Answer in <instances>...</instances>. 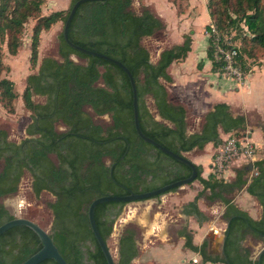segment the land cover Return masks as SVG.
Wrapping results in <instances>:
<instances>
[{
	"label": "trees",
	"instance_id": "obj_1",
	"mask_svg": "<svg viewBox=\"0 0 264 264\" xmlns=\"http://www.w3.org/2000/svg\"><path fill=\"white\" fill-rule=\"evenodd\" d=\"M74 1L70 0L66 9L42 13L44 0H0V101L7 110L14 109L13 100L18 93L13 80L1 75L2 43L5 42L8 53L16 54L24 23L31 17L36 18L29 57L30 62L36 64L41 31L60 19L64 21ZM131 3L132 0L82 1L71 19L68 34L74 42L111 55L128 66L136 83L139 124L143 132L176 152L203 148L209 141L217 145L222 140L219 129L235 133L244 130L241 132L245 133V115L234 114L224 101L214 103L204 113L199 130L187 132L186 108L169 100L161 79L172 80L168 66L187 55L191 35L185 33L181 42L162 48L158 58L152 61L141 38L163 27V21L146 6L141 12H135ZM261 4L262 0H207L210 23L222 37L232 30L241 34L242 51H247L246 44L264 49V7ZM176 5L178 11L183 10L181 3ZM214 35L209 34L207 55L212 69L222 71L224 61L215 58L217 46H235L236 59L241 58L242 51L240 53L238 45L220 39L221 36L216 41ZM58 53L61 59L43 56L37 69L25 78L21 98L31 114L25 126L26 135L15 141L0 127V196L16 191L24 171H29L35 195L42 190L54 195L47 203L53 215L49 233L67 262L107 264L90 227L88 206L91 200L104 193L149 190L188 176L191 168L139 136L133 122L131 84L119 65L74 49L65 41L62 31ZM72 54L85 60L77 61ZM35 95L44 100L37 101ZM147 96L152 98L159 119L150 111ZM85 105L96 114L109 113L112 123L103 126L95 122ZM58 122L64 124L65 129H57ZM262 129L264 131V125ZM104 157L109 158L108 163ZM253 165L255 172L250 176L245 164L235 169L232 179L225 180L216 173L203 176L202 165L196 164V179L203 188L183 205L182 212L193 214L199 221L207 219L197 205L198 197L205 193L209 200L224 202L222 217L229 221L223 249L214 255L207 252L204 242L200 245L193 242L189 229L181 231L185 236L184 245L199 251L203 259L227 264H264V249L258 260L252 258L250 250L242 244L247 234L264 241V145L262 156L254 160ZM243 186L261 205L259 218L252 217L228 195ZM125 203L109 200L95 206L96 225L106 242ZM13 217L11 210L0 202V223ZM136 238L137 230L133 226L123 228L118 237L115 264H130L138 254ZM41 245L38 235L29 226H11L0 233V264H20ZM37 264L59 263L48 257Z\"/></svg>",
	"mask_w": 264,
	"mask_h": 264
},
{
	"label": "rangeland",
	"instance_id": "obj_2",
	"mask_svg": "<svg viewBox=\"0 0 264 264\" xmlns=\"http://www.w3.org/2000/svg\"><path fill=\"white\" fill-rule=\"evenodd\" d=\"M171 1V2H170ZM181 3L183 4L185 0H132L131 8L135 12H141L143 7L149 8L153 13H155L157 16L160 17V19L163 21V27L156 30L151 35H145L141 38L142 44H144L150 54V59L152 61H155L161 51L162 48L170 46L171 44L175 43L178 40V36L181 33V28L175 25V19H174V13H173V6L172 2ZM173 2V3H174ZM70 0H44V2L41 5V12L42 13H49L52 10L55 9H66L69 6ZM174 3V4H175ZM262 8L264 7V0H262ZM168 12L170 14L168 15ZM173 15V16H172ZM36 21V18L31 17L29 18L23 25L22 31H21V45L17 51L16 54H10L7 51L5 42L2 43V60L4 63V67L1 71V75H5L13 80V86L14 90L19 94L17 95L14 100V109L12 111L7 110L0 101V127L5 128L8 133V137L12 140L19 141L23 136L26 135L25 133V126L26 124L31 120V114L30 110L27 109L24 104L23 100L21 99V95L19 92L22 91L24 84H25V78L28 73L33 72L37 69L38 62L36 64H33L30 62V42H31V36H32V27ZM63 25V20H58V25H53L49 29H43L41 31V36L39 40V46H38V59L40 57L39 55V49L40 53L51 55L53 57H56L58 59H61L59 53H58V42H59V33L61 32ZM209 28H206V32L210 30ZM197 29L204 33L203 27H197ZM214 33V32H212ZM197 35V33L195 34ZM202 34L199 33L197 35V43H196V50L197 47L200 46L199 40H201ZM222 37L220 32L217 30L215 31V40L219 37ZM223 40L228 41L230 44L234 43L239 46L240 53L241 48L244 46L243 40L241 39V34L238 32H235L232 30L228 35H225L224 37L220 38ZM42 41V42H41ZM247 48V51H242L241 58L236 59V63L234 64V69H226V67L223 65L222 71L226 73V75L232 76L235 79H238L240 84H244L243 78L247 73H249L251 70H254V73H258L257 71L263 70V76H264V49L261 48L259 45L255 44H246L245 46ZM20 50V51H19ZM195 50V52H196ZM42 51V52H41ZM71 57L77 61H84V58H80L76 56L75 54H72ZM215 58L219 59L216 56ZM240 75V77H239ZM162 80V79H161ZM100 83V82H99ZM258 92L259 98L264 97V87L260 86L259 88H255L253 93H250V91H244L246 96H253ZM171 100H176L174 97L176 96V92L174 88L171 89L170 94ZM182 98V97H181ZM34 99L37 101H43L44 97L40 95H35ZM183 99H186L183 97ZM170 100V101H171ZM186 99V103H188ZM146 103L150 109V111L155 115V106L153 103V100L150 96L146 97ZM84 108L89 111L92 115V118L95 122L102 124L103 126L110 125L112 123V119L109 113L104 114H96L93 112L91 107L89 105H85ZM189 107L188 113L186 110V121H187V132H192L195 130H198L201 126V123L203 121V115L196 113L192 111ZM159 119V117H158ZM261 121L256 115L250 114L248 116V127L250 129H255L258 126L262 125ZM57 129H65V125L61 122H58L56 124ZM247 127V126H246ZM246 130V129H245ZM242 132L244 130H241ZM239 131L237 133L235 132H225L222 130V133L220 132V135L222 137V140L217 145L208 144L203 148H197L194 147L192 150L188 151H182L186 156L191 158L196 164H202V171L203 173H207V165L205 163H208V160H211V163L215 158H217V155L220 154V146L224 143L228 133H231L232 135L240 136L243 133ZM242 133V134H241ZM258 134V131H254L253 136ZM261 139L255 138V152L256 157L260 154L258 153L260 151V145ZM203 156H206V159H203ZM225 156V155H224ZM54 158V155H52ZM105 161L108 163L109 158L104 157ZM258 159V158H256ZM217 161V160H216ZM245 160H235L233 162H229L228 164H223L222 166L218 165L217 162L213 166L214 171H216L217 175L219 177L226 178L228 176V169L232 166L236 165H245L248 163H253L252 160L245 161ZM226 162V161H224ZM242 162V163H241ZM2 166V161H0V168ZM253 168V167H252ZM249 169L248 176H250L253 169ZM226 169V172L224 171ZM254 171V170H253ZM31 179L32 176L29 171H24L23 175L21 176V179L18 183V188L16 191L5 194L0 196V202L4 203L8 208L12 209L14 211V204L12 203L13 197L17 196V198H22L24 200V204L21 206L19 211H14V215H21L28 218L33 219L37 223H39L42 227L49 230L51 220H52V211L48 206V202L54 198V195L50 193L47 190H42L39 195H35L31 189ZM197 179H194L192 182L184 184L182 186H187L186 189H182L180 187H177L176 189L172 190L174 192H166L167 194L164 195V193L146 198V199H140V200H134L130 202H126L122 206V210L119 213V215L116 217L112 232L110 236L107 239V243L110 246V248L113 250L114 253L117 251L115 250V246L113 243H115V237L118 235L120 231L123 230V228L127 225L133 226L137 230V240L140 244L144 243L145 236L147 235V239L150 244L153 243H160L163 240H166L168 238L166 233H162L160 230H156L154 232L148 231V226L141 222L140 214H142L145 210L148 217H154L155 213L159 218L163 221L164 225L165 223L168 224L172 228V231L176 235V231L180 229L181 227H185L186 229H191L190 224L193 226H199L201 224V221H197L193 216H188L181 212L182 205L186 201V199L189 197L186 195V192L189 191V188L197 189L201 191V187L198 186L196 182ZM234 192V191H233ZM228 194L229 196L233 197L235 196L239 191H236L234 193ZM164 195V196H163ZM165 200H162L164 199ZM199 200L204 203H210L211 200H209L206 197V194H200ZM20 201V200H19ZM218 201H220L218 199ZM204 203L202 206L206 209ZM215 204V202H214ZM132 207L137 208L138 212L133 214V218H130L128 220L123 221L122 218L126 217V215L129 214L128 211ZM205 212L208 215V218H211L213 214L215 213L211 211L210 209L206 210ZM217 213V212H216ZM138 214L136 217L135 215ZM138 217V218H137ZM171 223V225H169ZM203 224V223H202ZM205 226L208 225V223H204ZM218 224V223H217ZM219 225V224H218ZM223 225V224H222ZM162 233V234H161ZM248 239H253L252 237H248ZM258 246L261 245V242H258ZM147 244V243H146ZM144 246V245H143ZM187 256L191 254L190 251H187ZM161 257H164L162 259H165L168 264H186L185 262H181L180 258H177L175 256H169L166 254L164 250H161L160 254ZM256 256V255H255ZM137 258V256H136ZM147 261L144 259L136 260L135 258L131 260L130 264H148ZM150 264V263H149Z\"/></svg>",
	"mask_w": 264,
	"mask_h": 264
},
{
	"label": "crops",
	"instance_id": "obj_3",
	"mask_svg": "<svg viewBox=\"0 0 264 264\" xmlns=\"http://www.w3.org/2000/svg\"><path fill=\"white\" fill-rule=\"evenodd\" d=\"M182 5H183V10L178 11L177 5L172 2L173 13H174V16L173 15L172 16L175 19L174 20L175 25L181 28V33H179L180 34L178 36L179 38L175 43L181 42L183 40V36L185 33H189L191 35L192 40L190 44V50H188L187 55L184 58L172 61L171 64L168 66V71L172 77V80L171 81H167L165 79L161 80L165 84L168 90L169 100H171L170 98L171 89L174 88L176 92V96L174 98L176 100L174 101L172 99L171 100L172 102L183 104L187 110V113L190 107L191 109H193L192 111L202 115H204V113L208 109L212 108V106L216 102L224 101L229 103L230 109L234 114L245 115L246 125H247L245 133H247V135H249V137H251L253 141L255 140V138L261 139V142L259 143L261 149L258 152L260 154L257 156V158L261 157L262 147L264 145V131L262 129V126L264 125V97L259 98V96H257L258 92L253 96H246L244 91H250V93H253L255 88L257 87L259 88L260 86L264 87L263 70L257 71L258 73H254V70H251L243 78L244 84L243 83L240 84V82L237 79H235L232 76L226 75V73L224 72L213 70L212 61L207 55L209 34L208 32H206V26L211 22V18L207 7V0H185V2ZM169 14L170 12H168V15ZM57 25H58V21L53 24V28L54 26ZM200 26L203 27L204 33L200 32L197 29V27ZM196 33L197 35L199 33L202 34L201 36L202 39L199 40L200 46L197 47V50H196L197 35H195ZM39 55L40 57L38 59V63L40 62L41 58L47 54L40 53V49H39ZM21 92H19L20 95ZM183 97L186 98L187 101L189 102L186 103V99H183ZM250 114L256 115L262 121V122L259 121L262 123V125L258 126L255 129H250L248 127V116ZM256 130L258 131V134H256L254 137L253 133ZM220 132L222 133L221 129H219V134ZM208 144H212L213 146L216 145L211 141L206 143V145ZM203 159L205 160L206 156H203ZM205 164L207 165V171H206L207 173H203L202 171L203 176H207L209 173H216V171H214L213 168V166L216 164L215 160H213L212 163L211 160L210 161L208 160V163ZM237 167H239V165L232 166L231 168H229L227 171L228 176L226 178L224 177V179L225 180L232 179L235 175V169ZM224 171L226 172V169ZM196 182L197 184H199L198 186H200L202 189L203 185L201 184V182L198 179L196 180ZM187 186L185 185L179 187L182 189H186ZM198 191L199 190L197 189H194L192 191V189L189 188V191L186 192V195H188L189 197L186 199L183 205L186 202L192 200L195 197V195L198 193ZM236 191L239 192L232 197L233 201L237 203L238 206H240L241 208L247 210V212L252 217L259 218L261 216L262 211H261V205L259 204L258 200L245 189V186H243L241 189L234 190V192ZM166 192H164V195L167 194ZM170 192L172 193L174 191L169 190V193ZM208 192L209 190L206 189V193ZM162 200H165V198ZM211 202L213 204L210 203L205 204L204 201L201 202L198 197L197 205L203 212L204 211L207 212L206 210L210 209L213 212L215 210V213L211 218H208V215L204 212L207 215V219L202 220L199 226H193L192 224H190L191 229L189 230L192 232L193 242L197 245H200L201 243L204 242L206 244L207 252L214 255L217 253H221L222 251V241L225 236V228L227 226V223L226 220L222 217V213L225 208L224 202L221 200L218 201V199L211 200ZM203 203L206 209L204 208V206H202ZM129 210H130L128 211L129 214L126 215V217L122 218L123 221L133 218L134 217L133 214L135 212L136 213L138 212L137 211L138 209L132 206ZM142 212L143 213L140 214V219L141 222L145 223L148 226V231L154 232L156 230H160L162 233L163 232L166 233L168 238L160 243L150 244V242L146 240L147 238L146 235L144 239L145 242L142 243V245L140 244L141 242L138 243V240L136 238V243L138 246V254L136 255L137 258L136 256L134 257L136 260L145 259L147 261L146 263L148 264L149 263L168 264V262L165 259H162L164 257H161L159 255L161 250H164L166 254L171 257L175 256L177 258H180L181 262H185V263L189 257L195 255L196 250L190 249L184 245L185 236L182 234L181 231L185 227H181L180 229H178L175 235L174 232L172 231V228L168 226L167 223H165L164 225L163 221L159 218V216H157L156 213L154 217L150 218L147 216L145 210ZM137 215L138 214H136L135 217ZM186 215L193 216L197 220V218L193 214H186ZM204 223H208V225L205 226ZM169 225H171V223ZM249 236L255 239V241H253L252 239H248ZM117 240L118 238L116 236L115 243H113L115 248L117 247ZM258 242H261L260 246H258L259 244ZM242 244L243 246L247 247L250 250V256L252 258H255L257 257L259 249L262 247V245H264V241L260 238H256L252 236L251 234H247L243 239ZM187 251L191 252V254L188 256H187L188 254Z\"/></svg>",
	"mask_w": 264,
	"mask_h": 264
},
{
	"label": "water",
	"instance_id": "obj_4",
	"mask_svg": "<svg viewBox=\"0 0 264 264\" xmlns=\"http://www.w3.org/2000/svg\"><path fill=\"white\" fill-rule=\"evenodd\" d=\"M82 1H85V0H75L72 3V5H71V7H70V9L66 15V18L63 21L61 31H62V35H63L65 41L71 47H73L74 49H76L78 51H81V52H84L87 54L101 56L103 58H106V59L116 63L127 73L128 77H129L130 84H131V88H132L133 122H134L135 129H136L137 133L139 134V136L141 138H143L144 140L150 142L151 144L155 145L156 147H158L162 151L166 152L167 154L173 156L177 160L184 162L185 164H187L191 168V172L188 176L175 179L171 182L165 183L163 185H160L158 187H155V188H152L149 190H144V191L131 190L128 193H124V194L104 193V194H101V195L94 197L91 200V202L89 203V206H88V219H89L90 227H91V229H92V231H93V233H94V235H95V237H96V239H97V241H98V243H99V245H100V247H101V249L105 255L107 264H115V258L117 256V252L116 253L113 252V250L110 248L108 243L102 237V235H101V233H100V231L96 225V221H95V217H94V209H95L96 204L103 202V201H109V200H120V201L130 202V201H134V200H140V199H146L149 197H153L156 194H162L172 187H175V186L179 187V186H182V185L187 184L189 182H192L194 179H196L197 166H196V163L191 158L186 156L184 153L176 152V151L168 148L167 146L163 145L162 143H160L156 139L152 138L151 136H149L143 132V130L141 129L140 124H139L138 94H137L136 83H135L133 74H132L131 70L128 68V66L125 63H123L121 60H119V59H117L111 55L105 54V53L100 52V51L95 50V49L85 47L79 43L74 42L69 37L68 30H69L71 19L75 13L77 6ZM154 109L156 112V108H154ZM156 115L160 118L158 113H156ZM247 166L251 169L253 167V163H248ZM12 213H14V211ZM228 222L229 221H226L227 225H228ZM19 224H24V225L29 226L38 235L39 239L42 242L41 247L38 250H36L34 253H32L30 256H28L26 259H24L20 264H37L41 260L48 258V257L54 258L59 264H69L67 262V260L64 258V256L61 254V252L59 251L56 244L53 242L51 235L49 233V230L45 229L39 223H37L36 221H34L31 218L21 216V215H14L13 218L8 219V220L0 223V233H2L3 231H5L6 229H8L11 226L19 225ZM121 232L122 231H120L118 233L117 238ZM117 243H118V240H117ZM223 245H224V239L222 241V249H223ZM117 248H118V244H117V247L115 248L116 251H117ZM263 249H264V245H262V247L258 251V254H257L258 260L260 259V255H261V252L263 251Z\"/></svg>",
	"mask_w": 264,
	"mask_h": 264
},
{
	"label": "built area",
	"instance_id": "obj_5",
	"mask_svg": "<svg viewBox=\"0 0 264 264\" xmlns=\"http://www.w3.org/2000/svg\"><path fill=\"white\" fill-rule=\"evenodd\" d=\"M209 26L211 28L210 30H208V34L212 32L215 33L216 31L215 26L212 23H210ZM236 54H237V48L235 46H231L229 48H224L221 47L220 45L217 46L216 56L224 61V66L226 67V69H230V70L234 69V64L236 63V58H235ZM156 118H158V116H156ZM228 134L229 135H227L224 143L221 144L220 146L219 149L220 154L217 155V158H215V162H217L218 165L222 166L223 164H228L229 162H233L235 160H245V161L252 160V162L256 160L257 157L255 152V143L251 139V137L247 135V133H243L240 136L232 135L231 133ZM252 169L254 170V171L252 170V172H255L254 165ZM23 202L24 200L22 198L19 197L17 198V196L13 197L12 203L14 204V211H19L21 206L24 204ZM186 264H227V263L221 260L219 261L205 260L203 259L199 251H195V255L189 257L188 260H186Z\"/></svg>",
	"mask_w": 264,
	"mask_h": 264
},
{
	"label": "flooded vegetation",
	"instance_id": "obj_6",
	"mask_svg": "<svg viewBox=\"0 0 264 264\" xmlns=\"http://www.w3.org/2000/svg\"><path fill=\"white\" fill-rule=\"evenodd\" d=\"M8 207V206H7ZM10 209V208H9ZM11 210V212H12V209H10Z\"/></svg>",
	"mask_w": 264,
	"mask_h": 264
}]
</instances>
